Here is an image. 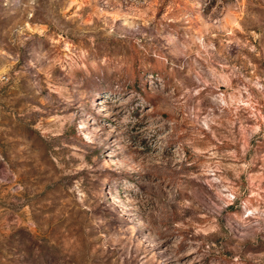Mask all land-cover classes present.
<instances>
[{"label":"rangeland","instance_id":"obj_1","mask_svg":"<svg viewBox=\"0 0 264 264\" xmlns=\"http://www.w3.org/2000/svg\"><path fill=\"white\" fill-rule=\"evenodd\" d=\"M0 264H264V0H0Z\"/></svg>","mask_w":264,"mask_h":264}]
</instances>
